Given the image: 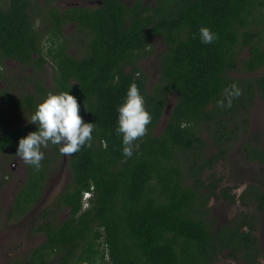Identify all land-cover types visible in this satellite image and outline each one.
<instances>
[{"label": "trees", "instance_id": "1", "mask_svg": "<svg viewBox=\"0 0 264 264\" xmlns=\"http://www.w3.org/2000/svg\"><path fill=\"white\" fill-rule=\"evenodd\" d=\"M53 1L43 10L41 0H0V61L44 69L49 58L55 86L38 83L18 104L33 113L49 92L69 90L95 129L90 146L68 156L69 182L36 221L33 232L46 237L26 264H218L222 257L264 264V178L238 195L218 171L236 146L243 160L264 167V143L250 132L256 98L264 100V0H102L65 9ZM35 11L52 31L47 43L32 27ZM66 22L84 35L76 54L61 34ZM202 26L217 34L211 44L201 42ZM156 40L164 48L151 81L141 65ZM233 82L242 95L220 107ZM132 83L152 120L125 157L116 109ZM10 121L0 118V152L16 154L19 138L36 126ZM41 151L40 169L27 165L6 211L10 219L34 210L59 167L58 145ZM212 199L245 209L219 222Z\"/></svg>", "mask_w": 264, "mask_h": 264}, {"label": "rangeland", "instance_id": "2", "mask_svg": "<svg viewBox=\"0 0 264 264\" xmlns=\"http://www.w3.org/2000/svg\"><path fill=\"white\" fill-rule=\"evenodd\" d=\"M133 2L134 0H126ZM151 1V0H150ZM79 3L78 0H66L60 4L67 6L69 4ZM72 30L68 28V32ZM75 41V39H73ZM157 44L156 52L146 57L143 61L142 68L147 72L151 78V81H155L157 78L156 54L161 52L164 48L163 44L159 40L155 41ZM73 45L71 50H75ZM248 49L245 48L242 51V56H247ZM28 66H21L13 60H6L4 65L0 67L2 70L0 75L6 78L0 77V90L10 89L14 96L12 101L3 102V106H0V118L10 119V126L16 127L29 123L30 111L20 105H15V100L18 99V93H22L23 90L19 87L17 79L25 76H30L31 72L27 71ZM51 69L48 72H44L43 81L49 80L52 72ZM261 72V71H260ZM6 74V76H5ZM18 74V77H15ZM50 75V76H49ZM33 77V76H32ZM47 78V79H46ZM28 91L31 90V86L27 85ZM23 94V93H22ZM174 97L172 102H174ZM2 99L0 98V101ZM172 104V103H170ZM10 105V106H9ZM251 133H260L261 139L264 143V100L256 98L255 105L253 106L251 115ZM165 125V115L158 126V130H162ZM27 165L16 154L8 151L0 152V264H26V257L30 254V251L35 246H38L45 240V234L42 232H33L36 221L39 219L40 214L49 205L54 198V195L58 193L69 182L70 168L68 166V156L62 155L59 167L55 168L46 183L43 195L35 206L34 210L27 214L24 218H9L6 214L12 204L15 197L26 179ZM219 174H223L225 185L232 186L234 192L240 195L246 187L252 182H260L262 177L264 178V167L255 162L243 160L236 146L234 151L229 155V159L218 165ZM211 213L218 218L219 222H228L233 215L241 212L245 209L241 203L237 205L230 204L227 200H214L210 202ZM264 230V220H263ZM264 233H261L263 238ZM264 260V259H263ZM218 264H244L240 260H234L232 258L222 257Z\"/></svg>", "mask_w": 264, "mask_h": 264}, {"label": "clouds", "instance_id": "3", "mask_svg": "<svg viewBox=\"0 0 264 264\" xmlns=\"http://www.w3.org/2000/svg\"><path fill=\"white\" fill-rule=\"evenodd\" d=\"M199 38L204 44H211L217 34L206 26L199 29ZM242 95V89L233 82L224 90L223 98L217 100L220 107H231L233 99ZM116 132L122 138V151L125 157H131L135 141L147 132L151 123V113L145 107V100L135 83L129 85L123 101L117 106ZM28 121L36 130L19 138L16 155L25 164L39 170L44 159L42 147L49 143L59 146L65 156L79 152L90 146L93 140L95 124L85 122L80 115L77 98L69 90L57 93L49 92L35 107ZM89 194L86 193L85 197Z\"/></svg>", "mask_w": 264, "mask_h": 264}, {"label": "flooded vegetation", "instance_id": "4", "mask_svg": "<svg viewBox=\"0 0 264 264\" xmlns=\"http://www.w3.org/2000/svg\"><path fill=\"white\" fill-rule=\"evenodd\" d=\"M62 1H66V0H54L53 1V4L61 9H65V8H68V7H75V6H89V7H96V6H100L103 2L102 0H78L79 3H74V4H69L67 6H62L60 3ZM41 2L44 3V5L42 6L43 10H46V4H45V0H41ZM129 3H133V2H129ZM32 17L34 18L35 22H34V25H32L34 31H39L40 34H37V39L38 40H41L43 42H46L47 43V39L49 38V35H51L52 31H50L48 28H46L44 26V24L42 25V18H40L37 14V12L35 11L34 13H32ZM71 27L72 30L70 32H68V28ZM76 25L75 23H65L62 28H61V34H63V36L65 35L67 40H68V45H69V51L72 53V54H76L77 52V46H81L83 45V40H84V35H81V33H77L76 32V29H75ZM73 39H75V41H73ZM73 45H76L75 46V50H71L72 46ZM36 57L39 56L38 53L35 54ZM47 58V57H46ZM6 60H13L15 62H17L18 64H20L21 66H27L25 64H22L20 63V61H18L17 59H12V58H4L3 61L1 62L0 61V67L2 65H4L5 61ZM51 69V76L49 77V80L47 82V80L43 81V74L44 72H48L49 70ZM2 70L0 69V72ZM27 71L31 72L32 74H30V76H25L24 79H22V77H19L17 79L18 81V84H19V87L21 88V90H23L22 93L24 92H28V93H36V90L39 86V84H42L43 86H46L48 88H53L55 86V74H54V69L53 67L51 66V63L49 61V58H47V62L44 64V69L42 68H34L33 66H28L27 67ZM4 75V74H3ZM3 75L0 77L1 78H6V77H3ZM6 76V74H5ZM33 76V77H32ZM15 77H18V74H15ZM47 79V78H46ZM39 83V84H38ZM27 85L31 86V90L28 91L27 89ZM21 97V92L18 93V99ZM0 98L2 99L0 101V106L2 107L3 102H7V101H11V104H12V101L14 99V96L13 94L11 93L10 89L8 90H0ZM18 99L15 100L14 103H16L15 105H19L18 104ZM10 106V105H9ZM21 106V105H20ZM19 107V106H18ZM30 110V109H28ZM28 124V123H27ZM16 127H19V126H16ZM27 175V173H26ZM16 198V197H15ZM14 202V200H13ZM264 262V260H263Z\"/></svg>", "mask_w": 264, "mask_h": 264}, {"label": "water", "instance_id": "5", "mask_svg": "<svg viewBox=\"0 0 264 264\" xmlns=\"http://www.w3.org/2000/svg\"><path fill=\"white\" fill-rule=\"evenodd\" d=\"M171 108H172V104H169L168 107H167V109H166V112H165V123H166L167 117L170 114Z\"/></svg>", "mask_w": 264, "mask_h": 264}]
</instances>
